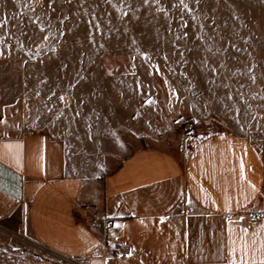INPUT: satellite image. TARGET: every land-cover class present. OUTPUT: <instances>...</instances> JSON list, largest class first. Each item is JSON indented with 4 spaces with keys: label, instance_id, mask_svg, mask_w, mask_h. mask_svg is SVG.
I'll return each instance as SVG.
<instances>
[{
    "label": "rangeland",
    "instance_id": "obj_1",
    "mask_svg": "<svg viewBox=\"0 0 264 264\" xmlns=\"http://www.w3.org/2000/svg\"><path fill=\"white\" fill-rule=\"evenodd\" d=\"M0 58L73 148L103 128L179 147L183 119L264 163V0H0ZM68 262L0 232V264Z\"/></svg>",
    "mask_w": 264,
    "mask_h": 264
},
{
    "label": "crops",
    "instance_id": "obj_2",
    "mask_svg": "<svg viewBox=\"0 0 264 264\" xmlns=\"http://www.w3.org/2000/svg\"><path fill=\"white\" fill-rule=\"evenodd\" d=\"M4 65L0 232L71 264H227L230 247L239 258L240 229L250 239L264 223V163L248 138L194 134L183 151L176 138L122 141L95 117V147L87 139L76 149L41 122L33 94ZM105 219L115 222L104 228Z\"/></svg>",
    "mask_w": 264,
    "mask_h": 264
},
{
    "label": "snow or ice",
    "instance_id": "obj_3",
    "mask_svg": "<svg viewBox=\"0 0 264 264\" xmlns=\"http://www.w3.org/2000/svg\"><path fill=\"white\" fill-rule=\"evenodd\" d=\"M144 3H147L148 0H143ZM2 123V121H0ZM250 187H252L250 185ZM253 192L256 191L255 188L252 189ZM243 219V217H240ZM240 245H239V258H235L236 248L230 247L227 264H264V223L259 224L258 230H253L251 233V238L248 237L249 229L241 228L240 229ZM234 242L229 238V244L232 245ZM129 256L132 255L131 252L128 253Z\"/></svg>",
    "mask_w": 264,
    "mask_h": 264
},
{
    "label": "built area",
    "instance_id": "obj_4",
    "mask_svg": "<svg viewBox=\"0 0 264 264\" xmlns=\"http://www.w3.org/2000/svg\"><path fill=\"white\" fill-rule=\"evenodd\" d=\"M174 125L176 126V131L179 133V138H178L179 148L184 151L187 147L188 142L194 136V132L197 125L193 121L183 120V119H178ZM257 218H258L257 216H253L250 219V221L253 222ZM114 222L115 220L113 219H105L101 222V224L104 228H106L110 223H114ZM97 224H98L97 221L94 220L91 226V230H94Z\"/></svg>",
    "mask_w": 264,
    "mask_h": 264
}]
</instances>
